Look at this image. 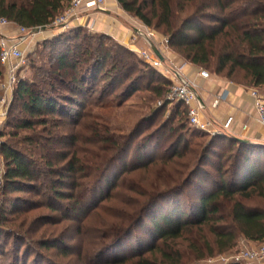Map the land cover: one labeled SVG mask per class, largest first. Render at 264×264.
<instances>
[{"label":"trees","instance_id":"16d2710c","mask_svg":"<svg viewBox=\"0 0 264 264\" xmlns=\"http://www.w3.org/2000/svg\"><path fill=\"white\" fill-rule=\"evenodd\" d=\"M116 1L145 26L160 31L167 38L168 47L184 62L247 87L264 90V0ZM69 2L0 0V17L27 29L50 27ZM86 29L82 26L72 28L42 42L43 49L50 52L49 62L54 65L48 73L54 74V81L63 85L70 95L59 94L57 88L52 87L53 83L48 84L49 89L55 91L52 93L49 89H38L37 83L17 82L15 95L24 100L22 110L29 118L16 120L13 126L29 129L32 133L19 139L20 143L28 145L23 149L7 143L0 145L5 161L4 191L27 189L38 194L46 189L47 207L51 211L67 209L79 218L88 210L96 209L99 202L114 196L112 191L121 173L142 169L147 178L145 185L138 182L126 187V177L118 184L120 189L138 198L121 200L120 208L114 213L104 211L106 219L100 224L101 231L95 235L92 250L84 254L82 264H194L236 250L242 239L251 244L263 243L264 144H244L224 132L209 135L210 140L192 147L190 141H185L178 149L184 138L178 134L175 142L155 159L158 147L151 144L160 130L166 129L167 122L159 125L152 135L139 140L137 136L141 127L156 118L159 109L150 110L128 134L111 131L96 120V124H78L79 119H95L94 114L78 110L85 105L83 96L92 91L86 87L88 83L107 79L99 93L100 103L105 95L113 93L112 85L134 73L138 76L130 80L119 97L126 98L137 92L140 76H143L138 69L143 61L137 53L118 43L114 44L119 49L115 51L100 42L111 40L109 37L89 35ZM92 37L98 40L94 49L89 44L83 47L77 43L81 38ZM108 61L109 68L105 69ZM145 66L149 76L144 88L153 95L149 100L157 99L168 92L169 81L163 79L155 67L148 63ZM153 81L156 84L153 85ZM113 103L96 106L120 105ZM72 105L76 109H71ZM178 107L182 109L181 114L185 113L186 124L190 126L187 108L182 103H178ZM54 115L70 119L74 130L62 136L50 130L49 137L35 133L32 128L36 124L45 128V119ZM186 124L179 122L171 128V134L186 129ZM193 129L195 134L208 135ZM86 132L92 134L88 137L92 140L85 137ZM219 141L227 145L225 153L219 156L224 161L214 168L217 174L214 177L206 174L203 165L213 166L209 155ZM88 142L93 145L91 153L83 148ZM61 143L71 150L61 152L52 147ZM130 152L133 154L128 159ZM196 171H200L209 187L193 181ZM40 176L47 179L40 180ZM65 184H68L66 192L61 189ZM191 186L197 192L195 202L186 207L179 200L171 199ZM61 200H66L67 204H60ZM161 200H167V204L163 206ZM252 201L256 203L250 204ZM11 205L14 206L13 202ZM66 215L64 213L61 218ZM145 221L149 224L145 227L148 241H135L128 254L108 256L111 248L127 240L138 226H144ZM20 226L23 228V224ZM41 246L46 250L59 248L49 241L42 242ZM23 259L25 262L26 258Z\"/></svg>","mask_w":264,"mask_h":264},{"label":"rangeland","instance_id":"374dc122","mask_svg":"<svg viewBox=\"0 0 264 264\" xmlns=\"http://www.w3.org/2000/svg\"><path fill=\"white\" fill-rule=\"evenodd\" d=\"M128 15V17L131 19L130 25L138 28L144 34L143 36L136 35L135 38L138 37L136 42L137 46L141 47L142 49L144 48L147 50V52L151 53V46L143 39V37H147V35L150 34V39L153 45L159 47L162 50L173 53L176 58L183 61L179 55L172 50V48L168 47L167 44L164 43V45L159 46V43L166 39V37L163 36L160 31L149 28L134 16L130 14ZM74 29H76V27ZM69 30L63 31V33H67ZM86 33L96 37L97 35L109 37L111 40L104 39L100 40V42L104 43V45L107 47L113 48L115 51L119 50L114 45L118 42L107 33L89 29H86ZM16 34L17 32L14 34V36ZM54 35L56 34H51L49 31L40 32L35 35H29V38L26 39L27 41H25L21 46V49L24 51L27 63L24 68L18 71V81L23 80L24 83L27 82L28 84L32 82L37 83V86L35 87L45 90L49 89L48 84L53 83L52 87H56V90H58L59 94L70 95L71 93L65 89L63 85L54 81L56 76L54 74L50 75V73H48V70L50 71L51 67L54 65L49 62L48 58L50 56V52H47L48 49H43L42 42L46 39L52 38ZM25 37L27 38V36ZM77 43L83 47L89 44L91 48L94 49L98 43V40L95 37L81 38L77 41ZM118 44L124 46L136 54V52L131 48L120 43ZM142 61L143 63L138 65V69L140 70L139 73L143 75L140 76L142 78L139 80V90L126 98L120 99L119 96L130 80L138 76L137 73L131 74L128 79L122 78L121 80H118L114 85H112L113 87L111 89L113 93L109 96L105 95L100 103L99 93L102 87L106 84V82L103 83V81H107V79H100L95 83H88L86 87H89L92 91L86 93V95L83 96L82 100H84L85 105L82 109L78 108V110H80V113L89 112L94 114L95 119H79L78 124L81 122H85L87 124H96L94 121L96 120L99 123L106 125L111 131L128 134L137 126L136 124H138V122L144 116L148 115L150 110L159 109V114L156 116V118L152 122H148L145 124V126L141 127L137 136V139L139 140L146 135H152L159 125L167 122L166 129L160 130V132L156 135V139L153 141V144H151L152 146L158 147V154L155 159L159 158L165 152L170 143L175 142L178 134H182L184 137L178 149H180L185 144V141H190L192 147L195 143H203L210 140L211 138L209 134L203 136L202 133H194V129L186 124V115L184 112V114H181L182 109L178 107V102L167 100L166 93L157 99L153 98L149 100L153 95L144 88V85L146 82H148L147 78L149 76V72L145 66L146 62L143 59ZM171 61L167 60L162 63L160 68H156L160 73H162L164 77L163 79H167L169 81L167 91H169L175 81V78L171 72L172 65H174V63ZM109 63L110 62L108 61L105 65V69L109 68ZM175 64L177 63L175 62ZM0 68L2 69V75L0 77L1 79L4 74V68L1 64ZM206 70L209 72V74H211L210 70ZM152 84L154 85L156 82L153 81ZM49 90L52 93L55 92L52 89ZM121 100L122 102L120 103ZM23 101L24 100L21 99V97L15 95V91L13 90V92L10 94L8 104L3 110L4 113L0 117V145L7 143L16 145L21 149H23L25 146L28 147V145L20 143L19 139L23 137V135H31V130L16 129L13 126L17 123L16 120L29 118L28 115L22 110ZM111 101L114 102L113 104L118 102L120 105L112 106L111 108H99L96 106L101 103H111ZM71 109H76V107L72 105ZM59 119H61V121H59ZM45 121L47 122L45 128L44 126L37 124L34 126V128H32L38 135L41 134L42 136L49 137L53 132L57 136H62L63 134H69L72 130H74L73 122L65 116L63 118H61L59 115H54L51 117L48 116ZM179 122L186 124V129L181 130L176 134H171V128L175 127ZM13 133H16V136L12 135ZM91 135V133H85L86 138L91 137ZM41 140L43 141V139H40V142ZM89 143L90 142L83 146L87 153H91L93 151V145ZM226 145V142L219 141L218 146L213 148L212 153L209 155L210 162L213 166H210L209 164L203 165V169L206 174L212 175L214 177L217 175L214 168L224 161V159L221 160L219 156L225 153ZM52 147L61 152H67L71 150L69 146L62 143L56 144L54 146L52 145ZM157 147L155 150H157ZM132 154L133 153L130 152L128 159H130ZM181 160L180 162H183ZM0 163L3 164L2 170L5 169V161L1 153ZM193 164L190 166L191 170L194 168ZM119 170L120 169L117 168L116 172ZM121 174L122 175L119 179V182L117 183V187H115L112 191L114 196L99 202L96 209L88 210L82 216H79V218H77L75 214H70L67 209L66 211H51L47 207L49 199L46 197V189H43L38 194L27 189L15 192H5L4 182L0 178V264H82L84 254H86V252L89 250H92V244L96 237L95 235L101 231L100 224L106 219L104 211H106V213H114L116 209L120 208L119 202L121 200L126 201L130 198H138V196L134 193L125 192L120 189L118 187L120 181L126 177V187H131V185H134V183L138 184V182H140L142 185H145L147 182L146 174L143 173L142 169ZM46 179L47 178L44 179V176H40V180ZM68 181L69 180H66V183H68ZM193 181H199L202 186L209 187V184L206 182V180H204L200 171H196ZM67 185L68 184H65L61 188L65 192L68 191ZM196 197L197 192L194 190V187L191 186L186 188L182 194L173 195L171 199H173V201L177 199L182 203V205L187 207L190 202L196 201ZM161 201L163 206L167 204V200ZM11 202H13L14 206L11 205ZM253 203H256V201L250 202V204ZM60 204H67V201L61 200ZM17 205L19 207H15ZM64 213L67 215L66 218L62 219L61 216ZM20 224H23V228H21ZM148 226V221H145L144 226H138L127 240L111 248L110 251H108V256L110 257L117 254L119 256L124 255L125 253L128 254L130 252V247L135 243V241H148V233L145 229V227ZM46 241H49L50 243H56L59 248L50 247L46 250L41 246L42 242ZM183 244L185 243L183 242ZM218 256L219 255H215L210 258H216ZM24 257L26 258L25 262H23ZM210 258L199 260L194 264H208L207 260ZM48 260H50L52 263H50ZM215 264L220 263L216 262Z\"/></svg>","mask_w":264,"mask_h":264},{"label":"built area","instance_id":"2783aa9c","mask_svg":"<svg viewBox=\"0 0 264 264\" xmlns=\"http://www.w3.org/2000/svg\"><path fill=\"white\" fill-rule=\"evenodd\" d=\"M105 4L106 0H70L69 4L61 14L54 19L50 27L64 28L73 20L78 19L83 13L102 12L105 9ZM9 25L16 26L7 19L0 17V27ZM40 32L42 31L39 30V27L27 29L17 26V34L15 36L3 35L0 33V64L4 68V74L0 79V117L3 115V110L8 104L10 94L13 92L19 80L18 71L24 68L27 63L21 46L27 41L26 39L29 38V35H35ZM136 35L143 36L144 34L138 28H135L134 37H136ZM25 36H27V38ZM147 38H151L150 34L147 35ZM163 41V43H159V46L168 43L167 38ZM136 53L149 65L155 68H160L162 66V61H160L152 50L151 53L147 52V50H139ZM182 66L183 65L177 67L172 65L171 72L175 81L166 93L167 100L182 103L187 108L188 122L193 128L205 132L210 136L228 132L233 117L228 116L221 124L220 129H216L211 120L200 118V106L196 91L197 86L181 74ZM199 75L204 79L210 77L209 72L205 69H200ZM249 93L253 99V109L256 120L264 127V91L253 87L250 89ZM219 98L221 99L222 95L219 96ZM2 167L3 164L0 163V172H2L0 173V178L3 181L4 169L2 170ZM216 262L220 264H264V242L261 244H251L242 239L235 251L223 253L216 258L207 260L208 264H215Z\"/></svg>","mask_w":264,"mask_h":264},{"label":"crops","instance_id":"0c3cea01","mask_svg":"<svg viewBox=\"0 0 264 264\" xmlns=\"http://www.w3.org/2000/svg\"><path fill=\"white\" fill-rule=\"evenodd\" d=\"M128 16V13L120 7L116 0H106L105 9L102 12L83 13L64 28L48 27L42 32L49 31L51 34L57 35L70 28L82 26L89 30L107 33L118 43L135 52L145 50L137 46L138 37H134L136 27L130 25L131 19ZM16 32L17 26L14 25L0 27V33L3 35H14ZM143 39L151 46V39L147 37H143ZM157 49L163 57L162 63L172 60L173 66L183 65L181 74L197 86V100L200 106L199 116L201 119L211 120L214 127L220 129L225 119L231 116L233 121L227 133L236 138L249 139L254 143L264 141V127L256 120L253 99L249 93L253 87H247L212 73L208 79H204L199 75L200 69L198 67L179 60L169 51L159 47ZM221 95L222 98L220 99L219 96Z\"/></svg>","mask_w":264,"mask_h":264},{"label":"water","instance_id":"95a60500","mask_svg":"<svg viewBox=\"0 0 264 264\" xmlns=\"http://www.w3.org/2000/svg\"><path fill=\"white\" fill-rule=\"evenodd\" d=\"M45 28L46 27H39V30H41V31H44L45 30ZM151 50H152V52L161 60V61H163V57H162V55H161V53L159 52V50L156 48V46L155 45H153L152 43H151ZM237 140L239 141V142H241V143H244V144H247V143H252V141L251 140H249V139H245V138H237ZM258 144H264V141L263 142H260V143H258Z\"/></svg>","mask_w":264,"mask_h":264}]
</instances>
